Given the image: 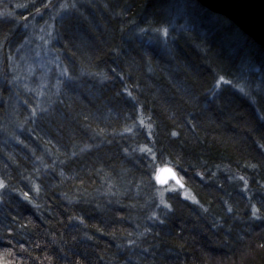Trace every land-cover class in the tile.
Returning a JSON list of instances; mask_svg holds the SVG:
<instances>
[{
    "label": "clouds",
    "instance_id": "clouds-1",
    "mask_svg": "<svg viewBox=\"0 0 264 264\" xmlns=\"http://www.w3.org/2000/svg\"><path fill=\"white\" fill-rule=\"evenodd\" d=\"M5 19L0 203L42 223L0 227V264H264V129L216 100L264 122V58L226 70L167 0H0Z\"/></svg>",
    "mask_w": 264,
    "mask_h": 264
},
{
    "label": "trees",
    "instance_id": "trees-1",
    "mask_svg": "<svg viewBox=\"0 0 264 264\" xmlns=\"http://www.w3.org/2000/svg\"><path fill=\"white\" fill-rule=\"evenodd\" d=\"M132 3L138 12L143 11L147 15L154 10L158 0H132ZM167 4L168 11L173 17L184 22L191 31L196 32L200 40L207 41L212 45L213 61L221 63L226 70L228 67L227 60L230 57L243 54L245 59L264 58V50L226 18L208 12L193 0H167ZM89 11L91 10L89 9ZM12 23L14 21L0 20V31L6 30ZM135 40L145 47L154 46L153 42L145 37L137 36ZM188 52L190 55L192 54L190 48ZM193 63L199 64L200 58L193 56ZM252 66L250 62L248 67ZM216 100H218L219 107L231 115L237 125L241 127L245 125L254 126L257 131L264 129V122L261 121L260 113L239 93L230 88H225ZM228 128L234 133L239 134L240 132V128L232 127L231 123ZM249 140H251V135H249ZM5 195L7 200L4 203H0V227L6 226L10 232H14L19 221L28 215H31L38 223H42L32 208L18 194L7 192ZM91 219H95V217ZM32 238L34 239L35 237ZM19 242L27 243L24 240ZM0 243H3V241H0ZM212 251L216 252L218 250L212 249ZM53 252H58V249L53 248Z\"/></svg>",
    "mask_w": 264,
    "mask_h": 264
},
{
    "label": "water",
    "instance_id": "water-1",
    "mask_svg": "<svg viewBox=\"0 0 264 264\" xmlns=\"http://www.w3.org/2000/svg\"><path fill=\"white\" fill-rule=\"evenodd\" d=\"M234 24L264 50V0H195Z\"/></svg>",
    "mask_w": 264,
    "mask_h": 264
},
{
    "label": "bare ground",
    "instance_id": "bare-ground-1",
    "mask_svg": "<svg viewBox=\"0 0 264 264\" xmlns=\"http://www.w3.org/2000/svg\"><path fill=\"white\" fill-rule=\"evenodd\" d=\"M193 1H195V0H193ZM196 2V1H195ZM197 4H199L201 7H202V5L200 4V3H198V2H196ZM205 9V8H204ZM209 12V11H208ZM216 15V14H215ZM218 16H220V15H218Z\"/></svg>",
    "mask_w": 264,
    "mask_h": 264
},
{
    "label": "rangeland",
    "instance_id": "rangeland-1",
    "mask_svg": "<svg viewBox=\"0 0 264 264\" xmlns=\"http://www.w3.org/2000/svg\"><path fill=\"white\" fill-rule=\"evenodd\" d=\"M203 8H204V7H203ZM20 11H23V12H24V11H26V10H20ZM207 11H208V10H207ZM23 12H21L20 14H23Z\"/></svg>",
    "mask_w": 264,
    "mask_h": 264
},
{
    "label": "snow or ice",
    "instance_id": "snow-or-ice-1",
    "mask_svg": "<svg viewBox=\"0 0 264 264\" xmlns=\"http://www.w3.org/2000/svg\"><path fill=\"white\" fill-rule=\"evenodd\" d=\"M167 171H170V170H167ZM186 195H188V194L186 193Z\"/></svg>",
    "mask_w": 264,
    "mask_h": 264
}]
</instances>
